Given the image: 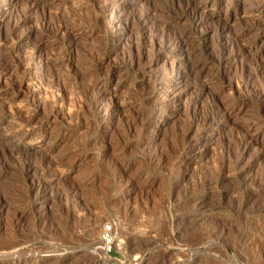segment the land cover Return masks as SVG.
Wrapping results in <instances>:
<instances>
[{"label": "rangeland", "instance_id": "1", "mask_svg": "<svg viewBox=\"0 0 264 264\" xmlns=\"http://www.w3.org/2000/svg\"><path fill=\"white\" fill-rule=\"evenodd\" d=\"M261 1L127 0L135 21L131 36L106 43L97 25L92 29L97 34L83 36L74 54L78 73L88 68L114 75L102 85L107 89L102 94L114 96L119 107L113 119L100 123L89 112L74 125L57 119L45 130L44 142L21 143L10 116L0 109V245L15 243L27 253L55 255L49 264H264ZM40 7L34 19L41 17ZM225 25L228 34L221 30ZM20 30L23 36L32 33L23 49L27 53L38 34L33 26L26 34ZM173 30L194 41L197 74L184 73L177 87L154 83L153 77L175 81L166 73L183 62L179 57L165 62L170 57L166 49L153 66L158 54L152 52L142 62V73L139 68L117 72L120 67L125 72L129 61L122 45L127 39L134 50L145 37ZM2 43L0 64L7 66L13 42ZM205 45L213 51H202ZM36 65L34 73H39ZM61 70L48 71L44 85L51 86ZM66 73L61 74L64 80L70 78ZM86 80L78 87L82 93L88 91ZM13 99L5 98L14 109L28 107L23 97ZM145 117L152 119V128L141 127ZM196 142L200 148L189 153V144ZM14 211L23 215L16 228ZM109 222L118 240L112 261L96 251L102 226Z\"/></svg>", "mask_w": 264, "mask_h": 264}, {"label": "bare ground", "instance_id": "2", "mask_svg": "<svg viewBox=\"0 0 264 264\" xmlns=\"http://www.w3.org/2000/svg\"><path fill=\"white\" fill-rule=\"evenodd\" d=\"M79 1H82L83 3H76V0H0V43L7 42L8 40L13 42L11 48L12 54H10L11 58L8 59L9 61L7 62V66L0 64V109H2L3 111L6 110L4 112L2 111L4 114H6L5 116H10V121H12V128L15 131L14 134H16V137L21 143H24L25 141L44 142L48 137V133L45 130L57 119L62 120V122H64L65 124L72 125L75 121L77 122V119L80 118L81 113L85 114L86 112H89V114L97 118L99 122L102 123L104 121L113 119L114 115L119 111L118 104L113 98L114 96H109L110 99H107L105 95L102 94L103 92L106 93L105 91L107 90L105 88H102V85L112 81L114 75H112L109 70L103 72H94V70L88 68L84 71V73H78V63L74 62V54L77 53L76 49L79 48V42H81L80 39H82L83 36L87 37L90 34L96 33L92 29H94L97 25L104 34L103 37L106 40V43L107 41L122 43L123 39L131 36L129 33L134 26L133 23H135L134 17L132 16L133 14L130 15L127 11L129 7L127 0H113L114 4L112 5L114 6V9L112 5L105 4L106 0H104L105 2L103 1L104 3L101 2L102 0ZM251 3L252 2H250V4ZM100 4L102 6H100ZM261 4H264V0L261 1ZM40 6L43 7L42 13L41 15H39L41 17L34 19V11H36ZM30 24L34 25L30 26ZM116 24L118 25L117 28ZM156 24L158 25V23ZM202 24V21H198L197 26L201 27ZM28 25L30 28L28 27ZM32 26L33 30L35 29L37 31L36 33L38 34V39L36 43L33 44V46L30 48V50L28 49L29 52L26 53L25 51L24 53L23 49L28 42L29 36H31L32 33L28 32L27 35L23 36V32L19 34V31H21L20 29L24 28V34H26L27 31H31ZM163 26L167 27L169 26V23L167 24V26ZM226 29L227 28L225 25V27H223L221 30L226 32ZM169 30L170 29H168V31ZM174 31L175 30L166 34H162L164 33L162 32L161 35H159L158 33V35L153 34L152 36L150 35V37H145V39H143V43H137L139 45L134 50H132L134 47L133 42L131 43L127 39L128 43L125 42L127 44L122 45L129 50L130 54H127L128 56H130L128 57L129 61L126 63V66L124 65L126 67L125 72L124 70H122V67H120L117 72L122 71L121 73L127 74V72H130L132 69L137 70L139 68L142 73L145 71V66H141L143 65L142 62H145L146 58L152 52H156L158 54V60L152 62V66L154 64H157V62L161 61L162 59V51L166 49L168 50V52H170V57L166 59L165 62L173 61L174 58L178 57L182 59L183 62L179 63L177 68L174 69L173 67L170 72H165L166 74L171 75L173 78L175 77V81H173L172 83L169 79V82H167V80L164 81L162 77H153V81L154 83H157L158 86L163 85L164 87H162L166 89L170 88L171 86H179L183 82V75H185L184 73H194L197 69V62H194V59L199 51L196 50L194 41L189 43L188 38L184 36L185 33H176V31ZM228 32H226V34H228ZM225 41H227V46H233L231 44V40L228 39ZM200 48L205 52H207L208 50L210 52V50H212L211 47L206 45ZM229 52L232 53V48ZM227 56L228 55L226 54V57ZM237 56H239L238 53L233 57H229L227 61H232V59L237 58ZM35 61L37 62L36 68L37 70H39V73H37V71L34 73ZM258 64L260 65V63ZM8 65L10 67H8ZM149 66L146 65V68ZM54 68L59 69V72H57L58 74L60 73V68H63L66 72H68L70 78L68 80H64L61 77V74L64 70H61L62 72L60 75H57L56 73V77H51L52 79L50 78L51 86L47 87L46 85H44V79L46 78V76H48V71L53 74L52 71H54ZM8 69H13L14 74L11 73V70L9 73ZM18 75H20V77ZM87 78L89 79L88 82H90L88 84V91L85 90L87 93H82L80 92L78 87L84 84L83 81ZM147 83H149V81H147ZM240 84L241 82L239 83V89L242 87ZM8 95H11V97L15 95V99H13V101L23 97L26 102H24V105L26 104V107L27 105L28 107H25L26 109H14L12 104L13 102L11 103L8 100H5ZM89 96L91 97V99H89ZM117 99L119 100V98ZM123 101H125V98ZM108 102H110V104L107 105ZM219 109L220 111L223 110L222 107H219ZM108 111H110V114ZM223 112L225 111L223 110ZM151 113L153 114V112ZM142 120V123H140L141 127H146L147 125V127L149 128L153 124V121L150 117H145ZM95 127L97 128V126ZM194 132H196V130H194ZM193 135L196 136L195 134ZM189 146V149L187 148L189 150V153L196 152L200 148L198 142H196L195 144L190 143ZM15 148L18 147L15 145ZM179 174L180 173H177L176 176H179ZM244 205L246 206V203H244ZM38 210L36 209V211ZM22 218V214H20L18 211H14L12 218V222L14 223V225H12L16 228L18 226L17 224L22 221ZM92 222L94 223L91 224V232L94 233L97 225L96 221L92 220ZM20 224L22 225V223ZM14 244L5 245L4 242V244L0 245V259L6 258L8 260L5 263L0 262V264H27L28 262H31L33 264H49L54 260L55 255L51 254L40 256L39 254L29 252V249L27 250V253L25 252L24 248H20L19 246L17 247L16 244V246H14Z\"/></svg>", "mask_w": 264, "mask_h": 264}, {"label": "built area", "instance_id": "3", "mask_svg": "<svg viewBox=\"0 0 264 264\" xmlns=\"http://www.w3.org/2000/svg\"><path fill=\"white\" fill-rule=\"evenodd\" d=\"M118 247L115 227L112 223H106L102 226L99 242L96 245V251L111 260V256ZM136 264V263H135Z\"/></svg>", "mask_w": 264, "mask_h": 264}]
</instances>
